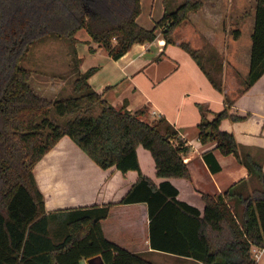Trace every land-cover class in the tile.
<instances>
[{
  "label": "trees",
  "instance_id": "1",
  "mask_svg": "<svg viewBox=\"0 0 264 264\" xmlns=\"http://www.w3.org/2000/svg\"><path fill=\"white\" fill-rule=\"evenodd\" d=\"M163 6L162 15L145 27L136 21L140 0H0V264H81L82 258L95 255L102 264H155L109 239L102 229L101 221L114 204L139 202L146 205L150 249L200 264H255L251 246H264V170L247 152L238 151L231 132L219 127L221 119L242 120L247 113L231 112L233 100L226 94L223 107L211 117L197 103L199 141L213 140L220 153L237 155L257 182L248 189L247 179H240L222 194L202 192L200 210L179 199L177 187L169 180L190 179L183 160L188 147L175 127L162 115L145 119L144 107L129 111L113 106L88 82L96 67L78 68L77 30L85 29L93 42L117 59L133 43L152 41L158 32L165 44L172 43L175 28L189 12L199 9L201 0H182L175 8L163 0ZM238 35L239 29L233 28L232 36ZM48 36L66 39L73 56L74 94L52 101L34 91L28 83L30 72L20 65L27 47ZM250 40L242 90L264 72V0H255ZM178 44L221 91L220 78L204 68L200 51L187 41ZM51 108L58 116L70 117L59 124L48 117ZM64 135L100 168L137 172L121 199L45 210L33 168ZM139 145L151 154L155 174L162 178L158 183L141 172ZM203 158L213 172L219 170L211 151L203 152Z\"/></svg>",
  "mask_w": 264,
  "mask_h": 264
},
{
  "label": "crops",
  "instance_id": "2",
  "mask_svg": "<svg viewBox=\"0 0 264 264\" xmlns=\"http://www.w3.org/2000/svg\"><path fill=\"white\" fill-rule=\"evenodd\" d=\"M223 1L225 2L201 0L199 9L188 13L185 21L188 22L189 36L173 38L172 43L165 44L158 32L152 41L133 43L117 59L111 58L102 46L93 42L85 29L77 30L74 35L76 38L74 50L79 70L96 67L88 77V82L96 91L101 92L117 108L124 107L134 111L144 107L145 119L152 120L162 115L175 127L178 137L188 147L183 154V160L188 167L190 179L169 180L177 187L179 199L200 210L204 204L200 197L202 192L222 194L232 183L240 179H247L248 189L256 186L257 182L254 177L249 176L247 167L239 161L237 155L220 153L215 148L213 140L199 141L196 125L200 113L197 103L204 105L208 110L207 116L211 117L213 112L223 107L224 94L231 96L236 91L231 98L233 101L230 111L240 115L247 113V116L236 121L223 118L219 127L231 132L237 142L238 151L247 152L262 164L264 170V72L251 86L242 90L244 86H241L240 81L245 80L248 72L251 40L244 44L238 42L242 30L241 27L233 25L230 18L241 16L242 9L239 7L244 0H227L226 3ZM142 2L143 0H140V13L136 21L142 26L150 27L153 24L151 21H147L146 18L144 22L140 21ZM149 7V18L154 22L162 15L163 0L162 5L157 6V18L152 14L155 9L152 2ZM253 21L254 10L252 21L248 23L251 29ZM233 28L239 29L236 38L232 36ZM193 37L196 39L194 48L200 51V61L202 60L204 68L209 72L215 71L219 76L221 91L212 85L189 53L179 46L178 43L184 41L182 39L189 43ZM89 47L92 50H89ZM206 48L209 52H206ZM237 87H242L239 92ZM62 138L63 136L50 150L58 146ZM139 147L142 146H137L136 153L141 172L158 183L162 178L155 174L151 154L147 149L148 155L143 153L145 159L143 167L138 154ZM60 151L61 147L47 156L46 152L42 157L46 156L44 160L41 161V158L37 162L41 161L40 164L36 163L34 166L38 165L40 171L43 186L38 187L43 194L46 211L117 202L137 178L135 170L122 173L114 166L103 169L91 158L95 165L83 158L70 160L69 157L62 156ZM205 151L213 153L220 166L219 170L213 172L209 168V164L203 158ZM70 166L74 167L71 171L75 174L74 176L71 174V178L67 174ZM101 224L104 234L109 239L139 252L152 262L154 260L151 257L158 256V263L164 264V257H159V254L177 256L148 247L145 203L114 204L108 217L102 220ZM255 249L258 247L252 245L251 252L254 253ZM259 251L255 264H264V246ZM178 257L181 260L175 261L176 264H200L188 257ZM80 263L102 264V261L99 255H95L82 258Z\"/></svg>",
  "mask_w": 264,
  "mask_h": 264
},
{
  "label": "rangeland",
  "instance_id": "3",
  "mask_svg": "<svg viewBox=\"0 0 264 264\" xmlns=\"http://www.w3.org/2000/svg\"><path fill=\"white\" fill-rule=\"evenodd\" d=\"M181 1L182 0H168V7L175 8ZM226 1L227 0H225V2L223 1V3H226ZM151 2L155 7V9L152 11V14L153 16H155L154 18H157V6L162 5V0H143L141 5L140 21L144 22L143 20L146 18L147 21H151L153 23L148 15ZM239 8L242 9L241 16L233 17L232 19L230 18V20L232 21L233 25L241 27V37L239 38L238 42L244 44L250 39L249 37L252 29L248 23L249 21L251 22L253 18L254 0H244L243 4ZM188 31V22H182L173 33V38L175 39L183 38V36H189ZM182 40L186 41V39ZM195 40V37H193V40L189 42L192 48H194L193 44H195ZM205 50L206 52H209L207 48ZM72 63L73 60L71 45L69 44V42L66 39L50 36L37 40L29 45L20 59V65L30 72V77L28 80L29 85L37 94L51 101L59 97L70 96L74 94L72 90V79L74 77V73L72 71ZM210 72L216 79L219 77L217 73H215V71L210 70ZM240 83L241 86H244V79H242ZM241 88L242 87H237V92H239ZM235 93L236 91L234 92V94ZM234 94H232L231 96L228 95V97L231 99ZM48 117L54 118L59 124H62L68 117H70V115L58 116L51 108L48 113ZM59 147H61L60 152H62V156L69 157L68 159L70 160L76 158L87 159L90 163H92V165H95L93 164L94 162L82 150H80L68 136H63L60 144L47 152L46 156L54 152ZM138 151L141 164H143L144 167L145 159L143 157V153H146V155H148V152L142 147H139ZM242 152L244 153V151ZM44 158H42L41 161H43ZM40 162L37 164L39 165ZM150 163L152 164L151 158ZM38 165L33 168V173L38 186L42 188V179L40 177ZM73 168V166H70L68 168L69 171L67 174L70 175V178L71 174L73 176L75 175L73 171H71V169ZM252 256L254 257L253 252ZM159 257H164V264H176L175 261L181 260V258H179L178 256L170 257L166 254H159ZM151 258H153L154 262L159 264L158 256H152ZM254 258L256 259V257Z\"/></svg>",
  "mask_w": 264,
  "mask_h": 264
},
{
  "label": "built area",
  "instance_id": "4",
  "mask_svg": "<svg viewBox=\"0 0 264 264\" xmlns=\"http://www.w3.org/2000/svg\"><path fill=\"white\" fill-rule=\"evenodd\" d=\"M260 250V248L258 247V249H255V251H254V257H257L258 255H259V251Z\"/></svg>",
  "mask_w": 264,
  "mask_h": 264
}]
</instances>
